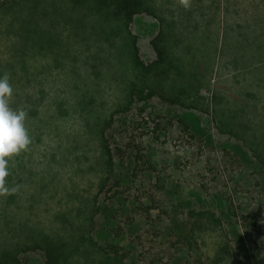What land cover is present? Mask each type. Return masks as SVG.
Instances as JSON below:
<instances>
[{
	"label": "rangeland",
	"instance_id": "1",
	"mask_svg": "<svg viewBox=\"0 0 264 264\" xmlns=\"http://www.w3.org/2000/svg\"><path fill=\"white\" fill-rule=\"evenodd\" d=\"M253 1L259 0H141L142 9L128 19L113 0H0V75L8 74L13 89L9 106L26 111L24 123L30 143L33 120L52 108L54 118L61 113L60 122H64L67 132L85 140L83 151L88 154L79 160L76 153L65 162L54 159L50 164H42L41 157L37 158L36 170L55 168L58 179L52 187L34 194L37 197L32 203V186L26 184L20 190L24 207L18 222L23 224L15 228L0 227V243L15 245L24 240L51 238L76 247L78 229L87 220L75 211L88 200L93 201L104 175L102 151L96 136H92L93 129L96 122L115 112L132 90L139 94L142 89L145 100L135 102L131 108L137 112L136 124L144 128L140 130L146 138L143 145L150 150V157L153 155L159 161L162 170L139 176L136 183L153 192L161 207L150 212L146 219L150 226L143 229L136 248L128 242L122 244L126 257L117 264H206L223 242L224 228L220 233L203 229V235L196 238L200 246L196 252H190L189 246L175 237L161 245L155 234L164 226L163 218L167 216L175 213L179 220H186L189 198L196 210L219 213L212 196H207L208 188L212 193L234 188L237 205L243 204V212L248 205L254 209L257 222L263 226L260 236L264 238V81L256 80L259 97L250 98L251 94L246 96L241 91L242 85L255 81L253 69L257 64L263 68L264 61H252L248 66L240 63L238 67L228 63L221 45L227 24L244 18L246 13L242 9L252 10ZM261 2L264 6V0ZM188 27L191 32L194 27L200 32L190 36ZM178 31L183 38L177 35ZM205 31H211L220 40L219 49L210 52L211 59H202ZM183 44L185 52H182ZM157 47L164 51L162 67L166 70L180 74L182 69L186 75L189 70L202 69L197 81L192 76L186 78L187 86L197 88L192 96L184 95L188 100L181 108L160 96L170 97L166 88L156 89L153 98L148 95L151 85L155 86L151 78L160 77L149 73L146 76L137 59L145 67L154 64L159 59ZM229 100L236 102L244 114H237ZM39 101L44 106L41 109ZM187 111L209 121L205 129L212 141L204 153L196 147L190 149L189 137L172 119ZM160 115L172 119L173 127ZM231 117L234 122L240 119L238 129L232 132L223 126L225 122L230 128ZM115 125L113 122L107 127L115 132L112 142L114 147L123 146L126 142L119 128L114 131ZM165 127L169 129L165 131ZM45 136L49 137L50 133L44 132L41 139ZM70 145L74 144L70 142ZM245 151L249 157L244 155ZM256 153L260 154L261 162ZM23 159L21 152L9 159L8 167L14 163L12 168L19 178V163ZM33 182L34 179L26 181L29 185ZM16 187L22 185L16 183ZM172 197L179 198L181 203L178 205ZM161 199L171 203L164 206ZM8 222L12 226L18 224L15 219ZM15 231L22 232L15 234ZM6 233L4 240L2 235ZM87 237L81 240V249L74 252L73 259L77 264L94 261L104 264L103 248L107 250L109 239L95 238L90 242ZM86 247L89 252L85 251ZM247 255L236 250L231 264H257Z\"/></svg>",
	"mask_w": 264,
	"mask_h": 264
},
{
	"label": "trees",
	"instance_id": "2",
	"mask_svg": "<svg viewBox=\"0 0 264 264\" xmlns=\"http://www.w3.org/2000/svg\"><path fill=\"white\" fill-rule=\"evenodd\" d=\"M261 1H253L251 4L252 10L249 7L243 8L242 10L245 11L246 15L240 21L236 22V20H233L227 24V31L224 34V40L221 45L222 50L226 53L228 63L240 67V63L242 66L246 64L248 66L251 65L252 61H264V6ZM113 2L128 19H132L143 6L141 0H113ZM218 5L219 2L217 3ZM217 8L219 9V6ZM233 11L236 12L238 10ZM196 25L201 26L200 24ZM206 27L208 26L206 25ZM191 31L188 27L190 36L200 32L195 27L194 32ZM204 33L203 44L205 49L202 59H211L210 56L212 55L210 52L215 53L219 49L220 40L216 34L213 36L211 31H205ZM177 35L183 38L180 31H178ZM157 52L159 59L147 67L144 66V63L137 55L138 64L145 71L146 76L149 73L160 77V79L151 78L153 83H155V86L152 83L151 86L155 90L151 87L153 91L151 90L148 95L153 98L156 94V89L163 91L166 88L170 97L164 94L160 96L165 101H169L172 105L181 108L182 104L184 105L185 101L188 100L184 95L190 94L192 96V94L196 93L195 89L197 88L195 85L192 87L187 86L185 84L187 82L186 78L192 76L193 80L197 81V75L201 74L202 69L198 68L195 72L189 70L186 75L182 72V69L180 74L173 73L162 67L165 61L164 51L157 47ZM182 52H185L184 44ZM255 67L253 69L255 81L249 82V85L244 84L241 87L242 94L246 96L247 93L251 94L250 98L259 97L260 91L257 89L259 86L256 80L262 79L264 81V67H259V64ZM144 91V89L139 90L138 94L136 90H132L115 112L108 115L106 120L102 119L99 123L96 122V128L93 129L94 134L92 136H96L98 146L102 151L101 162L104 175L100 180V191L95 195L93 201L88 200L81 208H78V211H75L76 215L87 220L85 223L83 221L82 226L78 229L80 236L78 234L76 247H71L66 241L51 238L42 241L38 239L33 241L24 240L22 243L20 241L15 245L0 243V264H77L73 259V255L75 251L79 252L86 236L89 238L88 241H93L95 238L109 239L108 244L105 246L107 250L103 248L106 251L103 257L106 261L103 260L104 264H117L124 260L126 256L122 247L123 243L128 242L133 248H136L137 239L142 236L143 229L150 226L146 220L150 216V212L156 207H161L153 192L136 183L139 176L153 174L162 170L159 161L154 159L153 155L150 157V150L143 145V141H146V138L143 135L144 132H140V130L144 128L141 124H136L138 120L136 118L137 112L135 113L131 108L135 102L145 100L143 98L145 95ZM229 102L237 114H244L243 111L237 108L236 102L232 103L230 100ZM39 107V109L44 107L41 101H39ZM53 113V109L48 108L47 113L41 112L38 118L33 120L32 143L21 151L24 159L19 163L20 178L17 177L15 170L12 168L14 163L8 167V175L5 181L9 191L0 192V227L2 228L9 225L15 228L23 224L18 222V219L20 220L21 218L20 212L24 207L20 190L26 184L28 187L32 186V191L29 190L32 193V203L37 197L34 194L39 191L41 193V190L52 187L53 183L57 181L58 176L55 168L49 167L46 168V171H41V168L37 167L36 170L35 162L38 157H41L42 164H45V162L50 164L54 159L57 160L54 162H65L66 159L69 160L76 153H79L76 154L79 160L88 157V154L83 151L86 145L85 140L83 141L80 136H74L67 132L64 122H60L61 113L56 114V118H54ZM159 118L168 120L171 127H173L172 119L176 121L177 125L181 127L179 128L182 133L187 134L189 137L187 144H191L190 149L196 147L201 153H204L209 144L208 142L212 141L211 136L207 134L205 129L209 124L208 119H204L192 111H187L177 118L172 117V119H169L167 116L161 115ZM113 122H116L114 131L119 128V133L126 142L123 146L117 145L114 147L112 139L115 136V132L113 133L107 128L111 127ZM239 125L240 119L234 122L232 117L229 123L230 128L227 123L223 122V126L231 132L236 128L238 129ZM168 129L169 127L164 128L165 131ZM44 132L50 133V136H45L44 139H41ZM197 133H201L204 136L199 137ZM70 142L74 145H70ZM65 146L69 147L65 149ZM41 147L43 148L41 149ZM244 155L248 156V153L245 151ZM256 157L261 162L260 154L256 153ZM126 160H129V162L126 163ZM224 160L227 162L225 158ZM98 162V159H96V163ZM253 162L257 163L256 160ZM31 179H34L33 185L26 183V181L30 182ZM16 183L21 184L22 187H16ZM34 189H38V191ZM208 189L207 196H212L213 203L217 205L219 213L217 210H196L195 204L190 202V198L186 199L188 206H186V220H179L175 213L172 217L163 218L166 223L155 234L160 244L164 245L166 240L175 237L176 241H182L185 245H188L190 252H196L200 250L199 242L196 238L199 239L203 235L205 232L203 229L206 231L219 230L218 232L220 233V230L224 228V240L216 247L213 257L206 264H231V259L236 250L241 251L243 254H248V259L253 262L264 264L262 260L264 258V238L260 236L263 226L257 222L259 218L252 212L254 210L252 206H243L245 209V212H243V204H240L241 206L237 205V194L234 188L226 187L217 192L213 191V193L211 192L212 189ZM103 193L104 195H102ZM172 198L178 205L179 202L181 203L179 198ZM161 203L168 207L171 202L168 203L166 199H161ZM4 212L7 215H3ZM9 219H15L18 222L17 226H12L13 224L8 222ZM26 227H29V225L27 224ZM21 232L15 231L14 233L20 234ZM2 237L6 240L7 233L2 235ZM261 241L262 244L260 243ZM85 251L89 252V247H86ZM110 260L113 261L110 262ZM89 263L96 264L95 261Z\"/></svg>",
	"mask_w": 264,
	"mask_h": 264
},
{
	"label": "clouds",
	"instance_id": "3",
	"mask_svg": "<svg viewBox=\"0 0 264 264\" xmlns=\"http://www.w3.org/2000/svg\"><path fill=\"white\" fill-rule=\"evenodd\" d=\"M12 91L8 74L0 75V192L9 191L5 181L9 159L30 144V136L24 123L25 109H12L9 106L8 98Z\"/></svg>",
	"mask_w": 264,
	"mask_h": 264
}]
</instances>
